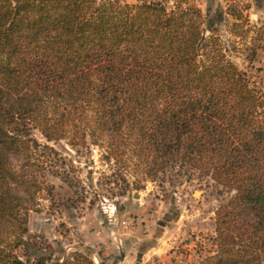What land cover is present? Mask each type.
<instances>
[{"label":"trees","instance_id":"obj_1","mask_svg":"<svg viewBox=\"0 0 264 264\" xmlns=\"http://www.w3.org/2000/svg\"><path fill=\"white\" fill-rule=\"evenodd\" d=\"M215 22L159 0H0V264L50 260L28 240L31 128L95 145L137 181L169 168L209 177L230 194L198 264H264V94Z\"/></svg>","mask_w":264,"mask_h":264},{"label":"rangeland","instance_id":"obj_2","mask_svg":"<svg viewBox=\"0 0 264 264\" xmlns=\"http://www.w3.org/2000/svg\"><path fill=\"white\" fill-rule=\"evenodd\" d=\"M159 1L194 4L215 20L225 54L264 94V0ZM30 136L38 146L24 168L35 179L28 240L48 264H84L77 252L94 264H134L138 254L141 264H198L216 250L214 210L230 192L209 177L169 168L137 181L132 166L105 160L95 145L48 141L37 128Z\"/></svg>","mask_w":264,"mask_h":264},{"label":"water","instance_id":"obj_3","mask_svg":"<svg viewBox=\"0 0 264 264\" xmlns=\"http://www.w3.org/2000/svg\"><path fill=\"white\" fill-rule=\"evenodd\" d=\"M134 264H141V261H140V255L138 254L137 257H136V261Z\"/></svg>","mask_w":264,"mask_h":264},{"label":"crops","instance_id":"obj_4","mask_svg":"<svg viewBox=\"0 0 264 264\" xmlns=\"http://www.w3.org/2000/svg\"><path fill=\"white\" fill-rule=\"evenodd\" d=\"M143 264V263H142Z\"/></svg>","mask_w":264,"mask_h":264}]
</instances>
